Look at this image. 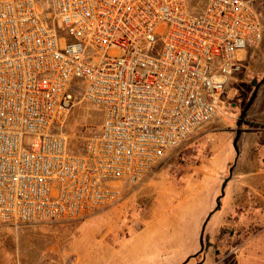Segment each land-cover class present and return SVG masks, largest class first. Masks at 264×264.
I'll list each match as a JSON object with an SVG mask.
<instances>
[{"label": "built area", "instance_id": "obj_1", "mask_svg": "<svg viewBox=\"0 0 264 264\" xmlns=\"http://www.w3.org/2000/svg\"><path fill=\"white\" fill-rule=\"evenodd\" d=\"M254 1L0 0V227L115 205L218 116L263 37ZM76 100L96 129L70 127Z\"/></svg>", "mask_w": 264, "mask_h": 264}, {"label": "rangeland", "instance_id": "obj_2", "mask_svg": "<svg viewBox=\"0 0 264 264\" xmlns=\"http://www.w3.org/2000/svg\"><path fill=\"white\" fill-rule=\"evenodd\" d=\"M256 2L263 37L240 53L242 70L222 94L218 116L139 183L124 185L115 205L71 221L0 227V264H182L199 251L201 226L232 166L221 206L206 223L204 249L185 264H264V1ZM159 51L156 44L152 53ZM71 113L79 134L101 123L85 101L76 100Z\"/></svg>", "mask_w": 264, "mask_h": 264}, {"label": "water", "instance_id": "obj_3", "mask_svg": "<svg viewBox=\"0 0 264 264\" xmlns=\"http://www.w3.org/2000/svg\"><path fill=\"white\" fill-rule=\"evenodd\" d=\"M263 81H264V75H263V77H262V79H261V82H263ZM259 85H260V83H258V84L255 86V88H254V90H253V93H252V96H251V98H250V100H249V102H248L247 107H249V105L252 103L253 99L255 98ZM239 136H240V131L237 130V131H236V135H235V137H234V139H233V142H232V146H233V148H234V150H235V152H236L237 155H238V153H239V150H238V148H237V142H238ZM232 170H233V166L229 168V177H228L227 179H225V180L223 181L222 185H221V188H220V195H219V196L217 197V199H216V206H215V208H214V209H213V210L207 215L206 219L204 220V222H203V224H202V226H201V230H200V234H199V246H200V249H199V251H198L197 253L193 254L191 257H195L197 254L201 253V252L203 251V249H204L203 235H204V229H205L206 223H207V221L209 220V218H210V216L212 215V213H213L214 211H216V210L220 207V202H219V201H220V198L223 197V195H224V189H225V186H226L228 180H229L230 177H231ZM189 259H190V257H188V258L185 260V262H183L182 264H185L186 262H188Z\"/></svg>", "mask_w": 264, "mask_h": 264}, {"label": "crops", "instance_id": "obj_4", "mask_svg": "<svg viewBox=\"0 0 264 264\" xmlns=\"http://www.w3.org/2000/svg\"><path fill=\"white\" fill-rule=\"evenodd\" d=\"M239 137H240V136H239ZM238 140H239V139H238ZM238 154H239V153H238ZM245 176H246V177H245V180H246V181H248V180L251 179V175H245ZM226 185H227V184H226ZM225 187H226V186H225ZM217 197H218V196H217ZM217 197L215 198V201H216ZM223 197H224V195H223ZM223 197L220 198V201H221V199H222ZM220 206H221V202H220ZM216 211H217V210H216ZM214 212H215V211H214ZM214 212H213V213H214ZM213 213H212V214H213ZM211 216H212V215H211ZM211 216H210V217H211ZM209 219H210V218H209ZM207 222H208V221H207ZM219 226H220V221H219V225H218L217 227L214 228V230H213L214 233H215V231L219 228ZM193 252H194V250L192 251V253H193Z\"/></svg>", "mask_w": 264, "mask_h": 264}, {"label": "trees", "instance_id": "obj_5", "mask_svg": "<svg viewBox=\"0 0 264 264\" xmlns=\"http://www.w3.org/2000/svg\"><path fill=\"white\" fill-rule=\"evenodd\" d=\"M257 2L256 1H254L253 2V4H254V6L258 9V11H260L259 10V8H258V5L256 4ZM91 105V104H90ZM92 107H94L98 112H99V115H100V120H101V111L97 108V107H95L94 105H91ZM97 128V127H96ZM96 128H91L90 130H88L87 132H89V131H91V130H94V129H96ZM87 132H85V133H87ZM220 202V201H219ZM220 208V207H219ZM219 208L217 209V210H219ZM190 258H192L191 256H190Z\"/></svg>", "mask_w": 264, "mask_h": 264}]
</instances>
